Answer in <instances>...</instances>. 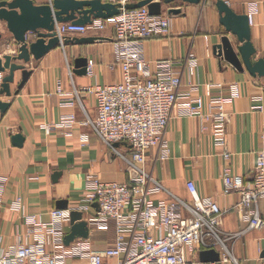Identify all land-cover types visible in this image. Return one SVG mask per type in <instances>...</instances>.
I'll return each instance as SVG.
<instances>
[{"label":"built area","instance_id":"obj_1","mask_svg":"<svg viewBox=\"0 0 264 264\" xmlns=\"http://www.w3.org/2000/svg\"><path fill=\"white\" fill-rule=\"evenodd\" d=\"M120 5V14L105 20L94 19L87 25L56 24L53 33L61 46L72 35L101 33L112 29L113 65L120 69L121 80L111 85H93L71 93H64L58 86L61 107L81 106L80 96L91 95L96 104V115H85L80 123L89 127L95 136L125 165V183L102 181L94 174L84 177L83 188L76 206L57 209L48 213L42 221L25 213L23 200L9 203V211L19 214L26 227L16 242L4 246L0 237V264H194L188 257L214 250L219 254V264H237L230 245L238 237L251 230L264 228L259 204L264 201V134L256 153L255 166L249 179L232 173L229 166L222 170V194H236L235 212L244 228L237 233H225L220 229L223 212L211 197L196 196L192 182L186 187L190 201L182 200L167 191L147 171L146 151L157 150L161 162L169 158L165 133L171 120L189 117L199 121L200 131L210 125L216 147L221 149L225 161L230 159L226 150V107L241 96L237 83L223 86L221 83L201 84L200 81L182 85L183 73L197 76L199 62L193 53L179 61L170 59L148 61L144 47L147 39L165 36L171 29L169 16H152L147 7L125 10L124 6L142 0H101ZM259 13L256 2L247 4L249 25ZM264 23V14H263ZM94 63L89 60L86 74L94 76ZM69 76L71 71L69 70ZM5 73L0 72V90ZM201 86L204 94H200ZM226 89L227 95L214 96L215 89ZM261 95L251 98V110L261 112ZM77 124L73 112L62 113L56 122L42 123L39 129L45 135L53 133L65 137L72 135ZM86 145L88 137L78 135ZM125 144L127 152H119L115 145ZM7 185V178L0 176V206ZM160 194L168 199H155ZM96 207V211L93 210ZM91 215L88 224L111 221L114 241L111 246L96 250L88 239H76L64 244L71 214ZM93 212V213H92Z\"/></svg>","mask_w":264,"mask_h":264},{"label":"crops","instance_id":"obj_2","mask_svg":"<svg viewBox=\"0 0 264 264\" xmlns=\"http://www.w3.org/2000/svg\"><path fill=\"white\" fill-rule=\"evenodd\" d=\"M33 1L37 5L46 3V0ZM216 1L203 0L198 5H189L176 0L170 6H162L161 15L171 18V29L165 36L147 39L144 54L148 61H179L188 53H193L199 62L198 73L197 76L189 77L184 72L183 86L196 80L203 85H239L240 98L226 107L228 123L225 141L230 159L225 161L221 149L214 145L209 124L202 132L198 119L182 117L171 120L165 133L169 158L161 162L157 159V150L149 149L146 151V168L167 191L185 201L191 200L186 184L192 182L196 196L213 198L224 213L220 219V229L225 233H237L244 228L240 216L234 210L238 196L222 194L221 175L226 166L230 167L233 174L244 179L252 175L260 137L264 134V79L253 78L246 72L239 73L213 53V47L219 44L225 33L219 24ZM222 1L238 15H246L248 3H257L259 13L250 25L251 42L257 51L256 57L264 59V0ZM168 8H177L180 13L168 15ZM0 33L3 35L0 57L4 54L16 55L17 47L4 23H0ZM89 38L95 41L59 46L39 61L31 60L25 65L31 75L18 93L14 94L21 81L20 72L15 73L14 82L10 85L11 96L7 98L0 95V102L9 104L6 112L0 113V176L7 178L0 206V237L3 238L4 246L14 244L26 230L20 215L9 211V203L15 199L23 200L26 214L46 221L51 209L77 205L87 174H94L102 181H127L124 163L108 150L89 127L80 125L84 113L94 119V98L82 94L81 106L61 107L59 104L58 86L62 92L71 93L74 88L111 85L121 80L120 69L113 65L112 29L97 34L69 36L71 40ZM81 57L94 63L93 77L73 73L74 61ZM199 92L204 94L202 86ZM212 93L214 96L227 95L224 88L215 89ZM258 95L263 98L261 112L251 110V98ZM69 112L75 114L77 121L70 137L59 133L47 136L39 129L42 123L56 122L60 114ZM17 134L24 139L20 148L12 143V136ZM80 134L87 135L86 145L79 141ZM116 148L122 153L128 151L125 144H118ZM154 198L168 199L165 194ZM93 210L96 211V207ZM259 210L264 218V201L260 202ZM90 216L84 215L83 220L88 221ZM88 230L87 239L94 249L102 250L112 245L114 227L111 221L88 224ZM69 232L70 227L67 228V234ZM230 251L237 264H264V228L248 231L235 239ZM198 255L189 256L188 261L198 264Z\"/></svg>","mask_w":264,"mask_h":264},{"label":"water","instance_id":"obj_3","mask_svg":"<svg viewBox=\"0 0 264 264\" xmlns=\"http://www.w3.org/2000/svg\"><path fill=\"white\" fill-rule=\"evenodd\" d=\"M189 5H198L203 0H179ZM176 0H142L136 4L124 6L125 10H134L147 7L152 16L162 14V6H170ZM219 15V24L224 29L218 45L213 47V53L231 65L239 73H248L253 78L264 79V59L256 57V49L251 42V27L247 15H238L229 8L226 2L217 0L215 3ZM120 5L103 3L101 0H46L45 4H35L33 0H3L0 1V23L17 47L16 55L4 54L0 57V72L5 73L0 95L11 96L10 85L14 82V75L20 72L21 81L14 94L23 87L31 72L25 67L31 60L39 61L47 53L61 46L53 33L56 24L71 23L73 25H87L91 20H105L120 14ZM180 10L168 8V15H177ZM3 35L0 33V42ZM95 39H66L63 45L88 44ZM86 58H77L74 61L73 73L78 76L86 74ZM9 104L0 102V113L8 109ZM23 137L19 134L12 136V143L20 148ZM117 146V145H115ZM65 203H62L63 205ZM58 209H65L60 206ZM70 232L64 238L68 246L76 239L88 238V222L83 215L77 212L71 214ZM198 264H219V254L214 250L200 252ZM264 257V253H263Z\"/></svg>","mask_w":264,"mask_h":264},{"label":"rangeland","instance_id":"obj_4","mask_svg":"<svg viewBox=\"0 0 264 264\" xmlns=\"http://www.w3.org/2000/svg\"><path fill=\"white\" fill-rule=\"evenodd\" d=\"M0 1H2V0H0Z\"/></svg>","mask_w":264,"mask_h":264}]
</instances>
